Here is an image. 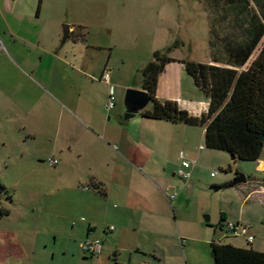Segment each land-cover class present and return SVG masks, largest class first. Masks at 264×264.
Wrapping results in <instances>:
<instances>
[{
  "label": "crops",
  "instance_id": "crops-1",
  "mask_svg": "<svg viewBox=\"0 0 264 264\" xmlns=\"http://www.w3.org/2000/svg\"><path fill=\"white\" fill-rule=\"evenodd\" d=\"M23 7L22 0H0V31L11 43L20 72L32 86L29 92L21 86L16 91L14 121L19 131L14 139L21 144L25 164L30 163L40 174L38 186L43 196L79 200L85 219L73 225V240L102 237L104 250L92 257L101 256L104 264L114 262L113 250V258H119L120 264H175L177 252L169 245L168 235L183 245L185 233L181 223L178 232L168 233V214L175 201L181 203L187 186L191 189L195 185L191 178L204 155L200 151L205 144V127L144 117L147 109L125 120L126 92L121 89H141L142 81L130 85L133 73L124 62L114 67L111 43L89 38L84 31L82 35V23L73 22L68 25V34L62 32L61 20L42 18L43 0L36 5V21ZM182 60L177 54L170 55L159 76L157 98L176 101L181 109L201 116L208 111L209 99ZM118 71L126 77L120 78ZM105 72H110V83L103 80ZM111 85L115 95L118 90V99L108 110ZM1 141L8 143L6 138ZM47 157L59 162L46 165ZM184 159L194 162L189 179L178 174ZM223 160L219 166L232 172L230 161ZM249 163L239 167L247 175V181L241 183L242 200L229 199L220 221L249 224L253 241L228 234L223 241L208 236L205 239L210 246L212 242L235 244L230 238H241L242 243L235 245H251L264 252V148L260 158ZM173 193L177 196L170 201ZM3 208L8 209L5 204ZM10 214L8 209L0 216ZM49 214L67 213L54 205ZM49 229L55 234L57 227Z\"/></svg>",
  "mask_w": 264,
  "mask_h": 264
},
{
  "label": "rangeland",
  "instance_id": "rangeland-1",
  "mask_svg": "<svg viewBox=\"0 0 264 264\" xmlns=\"http://www.w3.org/2000/svg\"><path fill=\"white\" fill-rule=\"evenodd\" d=\"M38 1L22 0L23 11L29 13L33 20ZM43 2L45 12L42 18L61 20L62 32H65L66 25L82 23V35L84 31L89 38L111 43L116 60L114 67L119 68L124 62L129 73H133L130 85L136 86L142 81L141 70L153 59L154 52L162 51L169 45L177 43L170 55L177 54L183 59L203 63L212 61L210 12L204 0ZM10 44L0 31V141L4 138L8 140L7 144L0 142V181L7 188L0 193V208L5 204L11 211L7 217L0 216V264H104L101 256L85 254L80 246L82 241L73 240V225L85 219L81 214L82 208L78 207L79 200L69 202L43 196L42 188L38 186L40 174L30 163L25 164L20 154L21 144L18 146L14 139L19 131L14 121V99L20 86L27 92L32 86L20 72L19 59ZM263 45L264 37L250 61L240 70L247 68ZM30 59L35 61L33 56ZM219 65L227 66L224 63ZM118 73L120 78L126 77L121 71ZM127 89L121 91L125 94ZM117 97L118 90L115 102ZM203 145L200 153L204 155L202 160H198L197 172L191 178L195 185L191 189L187 186L181 203L178 205L175 201L168 214V233L173 230L178 232L179 223L185 233L183 245L168 235L169 245L177 252L175 264H214L210 243L205 238L210 236L216 241H223L228 222L220 226L222 229L218 227L220 213L227 209L229 199L234 198L238 202L243 197L242 184L228 185L236 178L235 168L245 174L239 167L250 166V161L232 160L229 153L207 149ZM224 157L230 161L232 172L219 166L225 163ZM48 160L47 157L44 161L46 165H50ZM213 171L217 172L214 177L211 175ZM220 183L222 188L216 189L214 186ZM54 205L67 214H49ZM52 225L57 227L55 234L49 229ZM230 240L235 244L242 243L241 238ZM115 251H110L112 259H115L112 264L116 261L122 263L119 258H113Z\"/></svg>",
  "mask_w": 264,
  "mask_h": 264
},
{
  "label": "trees",
  "instance_id": "trees-1",
  "mask_svg": "<svg viewBox=\"0 0 264 264\" xmlns=\"http://www.w3.org/2000/svg\"><path fill=\"white\" fill-rule=\"evenodd\" d=\"M42 0H39L41 5ZM210 12L211 63L183 59L186 71L209 99L208 111L194 116L176 101L157 98L158 80L177 43L157 51L141 70L142 89L152 105L144 117L205 127V146L255 161L264 148V0H204ZM224 63L227 66L219 65ZM239 172H237V175ZM221 189L222 185H215ZM7 188L0 181V193ZM10 197V196H9ZM8 209L0 208V214ZM222 221L219 225L223 227ZM214 264H264V252L249 245L212 242Z\"/></svg>",
  "mask_w": 264,
  "mask_h": 264
},
{
  "label": "built area",
  "instance_id": "built-area-1",
  "mask_svg": "<svg viewBox=\"0 0 264 264\" xmlns=\"http://www.w3.org/2000/svg\"><path fill=\"white\" fill-rule=\"evenodd\" d=\"M103 80L107 83H110V72H105L103 75ZM115 93L114 89L111 85L110 92H109V98L106 103V107L108 110H111L115 107ZM204 146H201V149H203ZM181 158H184V154L181 153ZM49 163L51 166H56V164L59 162L56 158H49ZM194 162L191 160L184 159L181 163L180 168L178 169V174L185 178L189 179L191 177V167ZM217 174L216 171L212 172V176H215ZM177 196V193H173L169 195L170 201L174 200ZM111 229H114V226L110 227ZM250 225L249 224H241L236 222H228L227 223V234L232 237H245L248 241V243H251L253 241V236L249 233ZM81 249L91 255V256H97L104 250V239L99 237H92L87 236L85 239L82 240Z\"/></svg>",
  "mask_w": 264,
  "mask_h": 264
},
{
  "label": "water",
  "instance_id": "water-1",
  "mask_svg": "<svg viewBox=\"0 0 264 264\" xmlns=\"http://www.w3.org/2000/svg\"><path fill=\"white\" fill-rule=\"evenodd\" d=\"M65 33L68 34V25L65 27ZM125 105V120H130L135 117L137 114L142 112L145 109H148V106L152 105V98L148 91L145 89H137V88H128L125 95L124 100ZM232 160H236V156L234 154H230ZM247 181V176L243 173L236 174V178L228 185L235 186ZM209 216H207V220H209ZM212 258L214 259V253L212 252ZM114 264H120L117 261Z\"/></svg>",
  "mask_w": 264,
  "mask_h": 264
}]
</instances>
